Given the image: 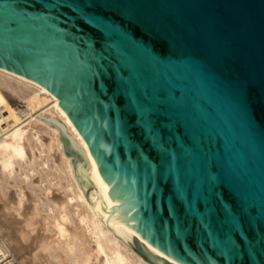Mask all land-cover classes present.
Here are the masks:
<instances>
[{
  "label": "water",
  "instance_id": "95a60500",
  "mask_svg": "<svg viewBox=\"0 0 264 264\" xmlns=\"http://www.w3.org/2000/svg\"><path fill=\"white\" fill-rule=\"evenodd\" d=\"M0 69L58 100L97 166L43 123L72 185L145 260L264 264V0H0Z\"/></svg>",
  "mask_w": 264,
  "mask_h": 264
},
{
  "label": "bare ground",
  "instance_id": "6f19581e",
  "mask_svg": "<svg viewBox=\"0 0 264 264\" xmlns=\"http://www.w3.org/2000/svg\"><path fill=\"white\" fill-rule=\"evenodd\" d=\"M10 95L19 98L27 107L20 110L21 115L9 105ZM54 122L60 123L74 146L83 154L87 160L88 177L91 176L97 166L58 100L37 83L0 69V190L4 191L10 180L16 190L12 211L3 205L0 218L8 219L11 224L14 215L20 217L21 239L40 229L38 250L47 261L41 262V256L33 253L18 259L19 262L152 264L135 250L133 240L146 242L136 235L124 214H117V208L100 196L88 190L86 196L85 189L72 185L70 161L64 156L58 130L43 125ZM33 176H37L38 183L32 181ZM42 182L47 189L55 186L58 194L44 198L40 187ZM22 183L31 186L28 198ZM107 211L114 213L107 215ZM7 229L3 225L0 227L10 251L8 246L15 249L17 246ZM146 245L160 258H166Z\"/></svg>",
  "mask_w": 264,
  "mask_h": 264
},
{
  "label": "rangeland",
  "instance_id": "374dc122",
  "mask_svg": "<svg viewBox=\"0 0 264 264\" xmlns=\"http://www.w3.org/2000/svg\"><path fill=\"white\" fill-rule=\"evenodd\" d=\"M8 103L15 111L19 113L18 115H21L20 110H24L27 108L25 104L14 95H10ZM3 115L6 116L7 113L4 112ZM37 180H38L37 176L32 177V181L35 184L38 183ZM12 183H13L12 180L8 181V183H6L5 190L4 191L0 190V208L3 205H6L10 212L12 211V205H13L14 199L16 198V190L12 186ZM21 185L24 190L25 197L28 198L30 194L31 186H28L24 183H22ZM40 185H41L40 187H41L44 198L46 197V195H48L49 197H53L58 194V190L55 186H51L49 189H47L44 182H42ZM25 203L26 205H30L28 202H25ZM13 217L14 218L11 224H9L8 219L0 218V227L1 225L5 226L6 228L8 227L7 229L8 233L12 236L17 246L16 249L8 246V248L10 249V252L14 254V256H16L19 260L22 257L27 258L33 253L39 254L41 256V262H47L45 256L38 250L41 230L37 229L36 232L27 235L24 239H21L20 233H19L20 226H21L20 225L21 218L18 217L17 215H14Z\"/></svg>",
  "mask_w": 264,
  "mask_h": 264
},
{
  "label": "built area",
  "instance_id": "2783aa9c",
  "mask_svg": "<svg viewBox=\"0 0 264 264\" xmlns=\"http://www.w3.org/2000/svg\"><path fill=\"white\" fill-rule=\"evenodd\" d=\"M0 264H21L16 256L8 249L3 239V234L0 230Z\"/></svg>",
  "mask_w": 264,
  "mask_h": 264
}]
</instances>
